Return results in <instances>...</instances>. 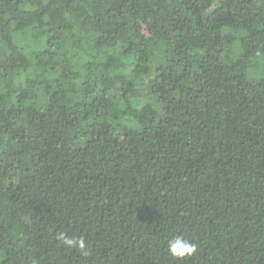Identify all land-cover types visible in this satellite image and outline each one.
I'll list each match as a JSON object with an SVG mask.
<instances>
[{
	"label": "trees",
	"instance_id": "16d2710c",
	"mask_svg": "<svg viewBox=\"0 0 264 264\" xmlns=\"http://www.w3.org/2000/svg\"><path fill=\"white\" fill-rule=\"evenodd\" d=\"M0 264H264V0H0Z\"/></svg>",
	"mask_w": 264,
	"mask_h": 264
},
{
	"label": "clouds",
	"instance_id": "9594fccd",
	"mask_svg": "<svg viewBox=\"0 0 264 264\" xmlns=\"http://www.w3.org/2000/svg\"><path fill=\"white\" fill-rule=\"evenodd\" d=\"M60 239L69 247L78 246L79 251H81L83 255H88V252L85 251L86 245L82 238L77 240L62 235ZM167 251L170 255L175 257H190L196 252V245L183 234H175L167 241Z\"/></svg>",
	"mask_w": 264,
	"mask_h": 264
},
{
	"label": "rangeland",
	"instance_id": "374dc122",
	"mask_svg": "<svg viewBox=\"0 0 264 264\" xmlns=\"http://www.w3.org/2000/svg\"><path fill=\"white\" fill-rule=\"evenodd\" d=\"M139 93L141 96H144L146 98L147 101L149 102H153L156 103V99L149 93V90L146 87H139ZM68 102L70 103L72 101V99L70 97H67ZM62 107L57 108L56 111V115H55V119L53 122V128L54 130L58 133V135L61 136L60 138V142H59V146L63 149H69V148H74L75 145L70 146L69 142L70 139L64 134L65 132V123L63 122L62 118H61V114H62Z\"/></svg>",
	"mask_w": 264,
	"mask_h": 264
}]
</instances>
